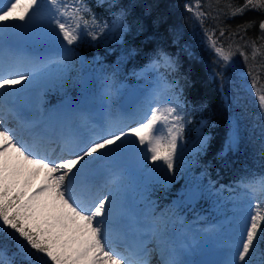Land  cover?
<instances>
[{
	"label": "rangeland",
	"instance_id": "rangeland-1",
	"mask_svg": "<svg viewBox=\"0 0 264 264\" xmlns=\"http://www.w3.org/2000/svg\"><path fill=\"white\" fill-rule=\"evenodd\" d=\"M33 5L34 11L40 10L51 15L47 17L44 23L33 17L26 23L29 25L28 27L22 26L6 35L5 42L17 50L20 47L34 52H36L35 49H49L52 53L63 55L60 60L61 64L49 63L42 71L38 70L37 72H29L24 70L22 66H17L15 73L18 79L15 82H9V77L1 78V82H6V84L3 87L5 91L3 97L0 98V106L2 104L10 105L14 96H19L23 90L29 89L31 85L49 76V80L40 88L41 94L37 101L39 107L54 109L63 106L64 109L71 110H83L85 108L91 110L93 108L99 116L105 113L109 117L106 123L108 129L115 127L110 134L113 139L112 142L97 146L104 140L98 141L97 139L91 141L82 150L73 151L75 156H79L90 147H95L93 149L94 154L102 157V160L99 161L98 170H93L87 174L90 179L96 180L97 176L101 178L104 175L100 174L106 175L109 170L114 171L116 176V180L107 185L105 182H99V187L95 192L100 191L105 186L104 192L93 203L90 202L91 207L85 213L87 217L97 223L101 222L102 229L109 232L112 228L109 223L117 214L120 204L125 198L127 201L125 206L133 211L130 216L123 218L128 229H133V226L136 225V229L140 230L143 221L140 213L146 207L155 210V213L165 215L164 218L167 223L158 221L159 224H157L154 233L156 237H160L163 233L165 235L172 234L175 243L177 238L182 236V254L186 256L187 250L190 252V257L186 256L187 264H197L200 257L212 252L222 253L219 264H221L223 256H225L224 264H230L234 259L233 256L231 257L233 254H237L234 260L235 264H263L251 245L253 234L259 227V223L264 222L263 186L251 183L242 185L236 192L235 214L230 218L223 216L218 221H209V217L200 213L197 216L198 219L187 222L181 208L177 206L162 208L159 203L149 198L150 182H157L164 188L172 186L179 189L183 185L181 172L193 167L207 137L201 135L196 143L191 146L183 141L184 117L187 107L185 100L182 99L181 94L171 83L169 75L166 73L167 69L171 70L175 65V60L167 54H162L159 59L151 61L139 70L137 75L130 77V79L122 78L120 80L113 79L112 75L107 73H99L97 68L93 70L85 68L83 72L86 82L81 92L83 95L80 103L68 99H53L49 97L48 93L58 74L61 72L70 73L73 60L77 64H84V57L76 47L89 38L90 41H88L94 47L110 50L111 47L109 46L119 43L126 26L120 19H117L110 24L87 27L81 22V16H79L82 5L65 0H14L13 3H6L0 14L24 11ZM42 16L45 17L44 14ZM38 29H40V34L34 33ZM17 34H21V42L16 45L12 40L17 39ZM59 51L62 53H58ZM38 53L41 54V52ZM131 80L134 83H131ZM22 86L25 88L22 89ZM133 88H138L141 91V97L134 106L124 109L121 107L123 97ZM152 88H156L155 91L159 94L157 97L146 95V92ZM9 110L18 117L17 108L10 106ZM125 112L128 113L121 116ZM58 116L52 127L45 121L38 122V119H35V122H28L29 119L25 118L20 124L22 128L18 126L10 128L13 130L12 133L17 135V145L20 146V151L16 148H8L3 141L0 142V197L3 192H8L5 196L7 199H9L10 194L14 196L11 203L9 202L6 207L4 201L0 202V212H2L0 213L2 216L0 217V225H4L6 218L13 212H16L17 215L23 213L27 224L34 226L35 232L52 243L49 256L45 257L38 252V259L33 258V254L26 251V244L22 247L24 256L13 257L0 252V264H15V260L20 261L23 258L24 264H44V262L51 261H55L56 264H108L96 256L95 250L101 247L95 243L96 240H100L99 231L95 225L89 223L91 227L88 228V223L79 221L81 218L80 207L73 204L71 200H68L70 208H64L61 202L63 197L61 190L54 182L46 181V174H49L46 171L43 172L41 168L31 166L30 160L27 158L29 152L26 148L30 145L36 147L33 140L20 139V132L29 128L32 137L35 136L36 132L47 131L50 127L53 129L58 127L62 133H70L72 116H67L65 110H62ZM114 116L119 117V124L117 125L111 124L115 121ZM96 117L94 116V119ZM5 118L4 111L0 108L1 130H3ZM149 123L152 126H148L149 130L144 129L142 131V141L135 147L130 145L133 136L117 138L119 133L133 124ZM67 148V145L61 146V149L64 150ZM127 149H131L134 153L135 163L131 165L122 164L118 160L120 152ZM82 156L74 171L66 176V181L76 185L78 194L83 187L79 185L75 177L88 161L89 153L86 152ZM58 161L64 160L61 158ZM106 167H110L109 170H105ZM191 189L190 186L181 189L179 191L180 196L183 199L187 197L188 200H194L190 192ZM74 197H71L73 201ZM81 202L80 205L86 203L85 200ZM150 213L146 211L144 216L148 217ZM4 226L10 229L11 235H18L15 227ZM238 226L242 228L240 241L238 246H231L225 240L231 241V237L238 230ZM116 238L119 239L110 234L107 236V233L105 235L108 245H113V240ZM119 240L122 241V239ZM218 240L223 241L216 245ZM108 245L105 244L104 247L106 248ZM158 256L148 255L154 260ZM161 258L163 259V257ZM156 263L161 264V261L156 260Z\"/></svg>",
	"mask_w": 264,
	"mask_h": 264
},
{
	"label": "trees",
	"instance_id": "trees-1",
	"mask_svg": "<svg viewBox=\"0 0 264 264\" xmlns=\"http://www.w3.org/2000/svg\"><path fill=\"white\" fill-rule=\"evenodd\" d=\"M65 1L82 5L79 16L87 27L120 19L126 29L110 50L94 47L89 38L76 47L84 64L75 61L69 74H58L49 96L81 99L86 67H100L115 80L130 79L162 54L171 56L175 65L166 73L187 107L183 141L191 146L207 137L193 167L181 172L183 185L150 182L149 198L164 208L183 207L188 219L200 213L210 219L233 216L240 187L264 183V0ZM186 186L194 200L180 196ZM7 193L0 197L5 207L14 197L5 198ZM4 225L1 254L24 256L26 244L33 258L38 252L49 256L51 241L35 232L23 213L13 212ZM258 226L251 245L264 264V222Z\"/></svg>",
	"mask_w": 264,
	"mask_h": 264
},
{
	"label": "bare ground",
	"instance_id": "bare-ground-1",
	"mask_svg": "<svg viewBox=\"0 0 264 264\" xmlns=\"http://www.w3.org/2000/svg\"><path fill=\"white\" fill-rule=\"evenodd\" d=\"M14 0H0V11L4 9L6 3H13ZM34 5L31 6L30 9H26L24 11H19L15 13H5L0 14V98L4 95V86L6 82H1V78L9 77V82H15L18 79L17 74L15 73L17 66H22L24 70L29 72L38 70L42 71L46 65L49 63L61 64L60 60L63 57L61 54L52 53L49 49H35L36 52L31 51L26 48L20 47L18 50L8 45L5 42V37L10 32L15 29H18L22 26L28 27L26 25L27 22L33 19V17L41 23H44L48 16L51 14L48 12H43L40 10L33 9ZM45 15V17L42 16ZM6 16V17H5ZM39 30H36L34 33H39ZM40 34V33H39ZM54 48V45H53ZM38 52H41L39 55ZM38 53V54H37ZM62 53V52H58ZM15 64V65H14ZM22 74V72H19ZM49 80V76L42 78L34 85H31L29 89L23 90L19 96H14L12 98V102L10 105L0 106L3 109L6 118L4 119L3 130L0 129V142L3 141L8 148H16L20 151V146L17 145V135L12 133L13 130H10L13 126L21 127V122L24 121L25 118H28V122H35V119H38V122H46L49 126L52 127L53 122L58 119V115L62 110H65L67 116H72L71 121V132L64 133L59 139L58 142L52 144L48 143L45 147H32L30 145L26 149H28L29 154L27 158L30 160L31 166L35 168H41L46 173L45 180L49 182H54L57 187L61 190L63 197L61 202L63 203L64 208H70V204L68 200H71L73 204H77L76 206L80 207L79 214L81 218L79 221L81 223L86 222L88 228H90V224L96 227L99 231V239L96 240L95 243L100 245V249L95 250L96 256L100 259L105 260L108 264H148L145 260L135 261L133 262L129 253L124 248H116L112 244L107 243L105 240V235L110 234L111 236L118 237L123 239L128 243H136V248H143L147 252V254L159 255L158 258L163 257L164 263L169 264H187L186 256L190 257V252L187 250V255L184 256L182 254V236L177 238V242H174V238L172 234H162L160 237H156L154 231L157 228L158 221H163L165 224L167 221L165 220L163 214L155 213V210L146 207L140 214L141 222L140 230L136 229V225L133 226V229H128L127 223L124 221L125 216H130L132 214V209L128 206H125L127 201L123 198L119 210L117 214H115L109 223L112 226L111 230L108 232L102 229V223H97L95 220L87 217L85 214L91 207L89 204H82V195L78 194V189L76 185L72 182L66 181V176L69 173L74 171V168L77 167L78 163L81 161L82 155L86 152L89 153L88 161L82 168L80 172H77L75 177L76 181L79 183L81 187H83V192L86 194H90V199L93 202L96 198L104 192V187L95 192V190L99 187V182H105V185L108 183H112L116 180V176L114 175V171H110V167H106L105 170H109L108 174H100L104 175L101 178L90 179L87 174L93 170H98L99 161L102 160L101 156H96L94 154V148L90 147L85 151L82 155L75 156V152L82 150L87 144H89L93 140L101 141L97 146H101L105 143L112 142L111 133L114 131L115 127L108 129L106 123L109 120V117L103 113L99 116L95 109L89 110L88 108L83 110H71L64 109L63 106H58L54 109H42L38 106L37 101L38 97L41 94V86L45 84ZM7 81V80H6ZM25 86H22L24 89ZM156 88H152L146 92L147 96H155L157 97L159 94L155 91ZM17 108L18 117L9 110V107ZM88 107V106H86ZM15 111V112H16ZM21 113V114H19ZM128 112L121 114V116L125 115ZM94 116H97L94 119ZM115 121L111 123L112 125L119 124V117L114 116ZM148 126H152L149 124H133L128 129L122 131L117 135V138H125L128 136H133L131 140L132 147H135L136 144L142 141L141 133L144 129H150ZM2 128V126H0ZM22 128V127H21ZM20 139H28V141H32L33 138L31 136V129L23 130L20 132ZM69 141L70 144H69ZM67 145V149H61V146ZM75 154V155H74ZM29 156V157H28ZM63 158L64 161H58ZM133 163H135L133 161ZM32 167V168H33ZM113 167V166H111ZM104 170V171H105ZM54 176V177H53ZM74 197V201L71 199ZM134 196V195H133ZM136 196V195H135ZM92 202V203H93ZM146 211L151 212L149 216H144ZM153 224V225H152ZM114 229V230H113ZM190 232V231H188ZM242 232V228L238 226V230L235 231V234L231 237V241L225 240V242H229L231 246H238V242L240 241V233ZM223 240H218L216 245L222 243ZM108 245L106 248L104 247ZM228 244V246H230ZM238 249V248H237ZM233 256V260L230 264H235V259L237 254L231 255ZM153 259V258H152ZM150 261L149 264H157L156 260ZM225 256L221 260V264H224Z\"/></svg>",
	"mask_w": 264,
	"mask_h": 264
},
{
	"label": "water",
	"instance_id": "water-1",
	"mask_svg": "<svg viewBox=\"0 0 264 264\" xmlns=\"http://www.w3.org/2000/svg\"><path fill=\"white\" fill-rule=\"evenodd\" d=\"M18 35H17L16 40H12L15 44L20 43L21 34H18ZM140 96H141V91L138 88H134L132 91L128 92L127 95L123 98L122 106L124 108L131 107L132 105H134L136 103V101L139 100ZM133 158H134L133 152L130 149H127V150L122 151L119 159L121 161L127 163V164H131L133 162ZM220 256H221V254H219V253H215V254L213 253L210 255H206L203 259H206V258L209 259V258L213 257L214 258L213 264H218ZM199 263H201V262H199Z\"/></svg>",
	"mask_w": 264,
	"mask_h": 264
}]
</instances>
